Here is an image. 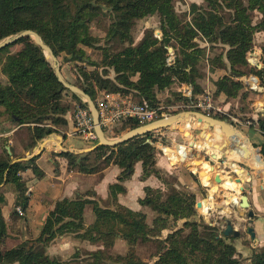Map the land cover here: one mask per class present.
<instances>
[{"label": "trees", "instance_id": "obj_1", "mask_svg": "<svg viewBox=\"0 0 264 264\" xmlns=\"http://www.w3.org/2000/svg\"><path fill=\"white\" fill-rule=\"evenodd\" d=\"M174 1L0 0V41L18 31L30 29L43 38L56 57L65 54L96 66L83 47L97 46L98 38L90 32L93 21L108 20L99 67L111 68L114 78L111 79L107 71L99 72L97 68L85 71L80 67L79 75H75V79L78 77L81 81L79 87L93 101L99 90L119 91L132 93L137 102L145 101L150 107H157V91L169 83L167 80L170 76L180 78L178 92H190V73L193 95L199 94L198 64L200 56L205 54V47L192 41L196 36L211 45H226L225 52L215 55L210 64L225 68L227 61L232 75L239 77L243 73L240 70L249 66L245 53L252 47L254 33L264 32V0H201L205 7L192 3L187 21L177 14ZM253 12L261 15L256 23L252 22ZM154 14L159 16L161 39L147 30L141 40L134 44L132 31L136 21ZM182 41L188 42L189 59L180 47ZM16 44L20 47L11 51L10 47ZM168 47L172 49L171 54ZM250 60L256 62L255 58ZM259 62L263 63L261 58ZM250 68L260 73L257 66L250 64ZM232 75L218 77L211 86V94L223 98V105L230 103V99L246 97L243 91L247 90L246 86ZM258 83L261 85L260 80ZM67 91L70 92L57 79L50 61L30 37H23L0 49V118H3L0 133L11 130L21 132L25 127L29 136V142L22 145L20 140H16L17 144L9 145V150L5 143H0V264H66V261L52 257L46 251L50 242L63 235L92 245L101 243L102 248L89 252L88 264H241L235 246L226 241L223 230L190 220L196 215L198 198L194 193L179 190L163 177L157 166L156 139L152 137V132L116 146L101 145L85 153H56L66 160L68 171L85 174L99 171L96 165L88 161L93 154L95 159L107 166H117L120 173L116 182L109 185L105 202L100 203L93 191L56 200L45 216L36 239L8 247L10 225L2 213L5 187L12 184L16 190L11 215L19 213L17 207L20 204L24 209L30 207L31 197L26 193V179L22 172L30 169L41 178L43 171L35 164L38 155L27 160L22 158L24 152L32 153L38 142L57 132V128L67 126L65 115L71 111L70 106L63 103V95ZM71 95L82 104L75 94ZM183 99L187 103L198 100L189 97ZM251 121L250 128L257 127L264 135V117ZM126 124L131 128L141 125L131 120ZM119 134L118 131L114 132V136ZM178 145L179 150L166 146L168 152L172 151V160L180 157V154L187 155L194 151L186 145ZM255 151L264 160V141L260 152ZM137 163L141 164L142 181L155 176L169 191L168 196L162 198L160 189L144 187V195L138 199V203L154 212L151 224L147 223L144 212L132 210L118 202V195L126 192L123 182L133 174ZM202 165L205 169L202 179L207 180L206 169L209 166L207 163ZM86 206L91 207L93 214L89 224H86L84 217ZM181 219L184 220L183 225L161 239L162 231L170 228V220ZM186 228L189 231L183 233ZM117 236L125 241L127 250L124 254L112 255L107 251L113 247ZM151 240L157 241L160 246L156 259L152 263L143 262L137 257L135 247L138 242ZM249 259L251 264H264V248L253 251Z\"/></svg>", "mask_w": 264, "mask_h": 264}, {"label": "rangeland", "instance_id": "obj_2", "mask_svg": "<svg viewBox=\"0 0 264 264\" xmlns=\"http://www.w3.org/2000/svg\"><path fill=\"white\" fill-rule=\"evenodd\" d=\"M243 1L246 2V0ZM192 3H197L205 7V4L201 0L174 1L175 10L182 20L187 21L190 19V5ZM260 18L261 15L258 12H253V23L258 22ZM107 25L108 20L106 19H100L99 21H97V19L94 20L91 24L90 32L93 36L98 38V42L96 44L97 46L83 47L87 57L90 59L91 62L96 63V66H92L83 61L74 60L70 56L65 54H61L59 57L55 56V61L49 56L47 58L50 61L53 69L58 66L59 73L63 79H65L67 82L74 85L75 87H78L79 89H81L79 87L81 81L78 77L75 79V75H79L80 67L82 68V70L85 71H91L95 68H97L99 72L107 71L108 76L111 79L114 78V72L111 68L99 67V63L101 62L104 53V48L102 49L101 47L105 46L104 36L106 33ZM147 30L151 31L154 37L161 39L162 34L159 28L158 15L154 14L152 16H146L136 21L132 31L134 44H137L141 40L145 31ZM192 41L198 43L202 47H205V54L203 56H200V61L198 64V72L200 78L197 80V84L201 90L200 93L193 95V87L191 88V86L190 92H187L185 94H183V92H178L179 87L177 85L181 82V80L178 76H170L169 80H167V83H169L162 90L157 91L158 106L162 107L163 111L166 113V117L188 111L202 113L201 109L197 107V104L200 102V100H203L204 98L208 97L211 99L214 105L220 106L223 109L221 113H210L209 116H217L224 118L225 122L230 123L235 128V130L239 132L241 136L245 137V134L247 135L251 133L252 130L244 134L241 132H244V129L250 128V124L252 122L251 120L253 119V121L255 122L258 118L264 117V108L262 106L261 109L257 108L258 106L262 105L261 103H259L258 99L263 98L264 93V32L254 33L252 47L249 49L246 55L249 66L247 68H244L243 70H240L243 73H240L239 77H235L234 75H232V70L230 69L229 63L227 61L225 62V68H220L217 65L210 64L211 59L215 55L225 52V50L227 49L226 45H223L221 43L211 45L206 41L201 40L199 36L194 37ZM172 43H175V41H172ZM19 47L20 45L16 44L11 46L10 50L15 51ZM113 47L114 46H112V49ZM180 47L182 48L186 57L189 59L188 56L190 54V51L188 48V42L182 41ZM167 49L171 54L172 49L170 47H168ZM252 55L258 58L255 64H253L254 61L249 60ZM260 58L261 61H263V63L261 62L262 64H260L259 62ZM250 64L257 66V69L260 73L257 74L253 69H251ZM225 74L230 76L232 75L234 79L241 81L246 86L247 90H243L246 93L245 98L230 99V103L223 105V98H220L215 94H211V86L214 80ZM191 76L192 75L190 73V80ZM258 80L261 81V85H259ZM255 82L257 84V87H253V84H255ZM70 92L67 91L64 93L63 103L70 106L73 119V114L75 113L77 108L88 106V104L79 98L82 101V104L80 105L78 101L72 97V92ZM102 92L104 91L99 90L97 92L96 98H99ZM185 97L198 99V103L194 100L187 103L183 99ZM134 100L138 101L136 98H134ZM2 120L3 118H0V131L3 129V125L1 123ZM126 121L130 120H123L121 122H118L111 128L104 129L105 137L109 140H112L134 129L128 126L126 124ZM242 125L246 127L241 128ZM171 127L175 128L171 129ZM176 128H179L181 131H178ZM204 128H206L204 127V123H198L195 117L190 116L187 118V120L184 119L178 123L176 122L168 126L167 130H165L166 128H162L161 130L151 131L152 137L156 139L154 145L157 148V160H159L160 158H164V154L162 153L163 151L161 150V148L164 146H169V141L173 142L175 145L178 143L184 145L185 141L194 138L198 144L204 143V146L206 147L204 148L200 145H196L195 143L185 144L186 146L191 147V149H193L194 151L187 155L181 156L180 154V157L185 158L189 156V159L185 158L181 162L179 160L180 157L173 158L172 162L177 166L174 171L171 170V172H167L165 171V168L160 170L163 174V177L167 179L171 184H173L174 187L178 188L181 191L196 194L198 201H202L204 203L201 208H196L195 206L196 215H194L190 220H196L200 223L204 222L210 226L214 225L218 228L219 231H222L225 228L226 222L229 221L232 223L233 228L239 232V236L233 237L229 235L225 236V239L227 242L235 246L237 251V257L241 261V264H251L249 259L251 253L253 251H261L264 248V239L262 235H260L261 233L259 232L258 224L255 222L256 216L261 218V223L263 224L262 229L264 232V214L261 215L262 213H260L259 210H256L253 206V204H258L261 208H263L264 212V182L261 178L257 177L254 174L253 169L260 170V174H264V169L261 168L254 161L246 160L245 158H240L239 156H237L236 151H233V148L229 152H224V150H222V144L226 140V137L218 127H209L206 129ZM23 129L24 130L21 132H14L13 137L11 139L14 145L17 144L16 140H20L22 145L29 142L28 132L25 127ZM117 131L120 132V134L118 136H114V132ZM17 134H19V136ZM204 135L207 137L206 140H204ZM9 136L11 137V135ZM8 139L9 138L7 136L0 137V143L3 142L9 146L11 145V143H8ZM71 141L75 148H82L81 151H84L85 149L90 147L89 145H91V147L94 146L98 142V140H96L93 143H87L79 138H74ZM263 141L264 138L263 140L258 141V143L256 144L253 143V145H251L252 148L254 146L253 149L260 152L261 143H263ZM39 143L33 149V152H36L39 149ZM216 143L220 144V148L216 149L214 147H211V145ZM64 145L67 146L66 143H64ZM251 146H249L248 152L254 155L255 157H258L261 161L264 162V160L258 155V153L255 150L251 149ZM202 154H205L203 158L201 157ZM212 154H215L217 158H212ZM51 158L55 162L50 160L47 153L43 158L37 160V165L44 171L53 174L52 169L54 168L55 163L59 164L61 162L59 159L61 157L54 153L52 154ZM218 158L222 159L223 167L220 166V163L217 160ZM88 161L90 162V164L96 165L99 170L92 173L91 175H88L86 178L87 182H91L92 184H94L95 180L97 181L102 179L103 173L100 170L107 167V165L104 164L101 160L99 161L95 159L93 154L88 157ZM164 161L166 160L164 159ZM187 163L189 164V167L187 166ZM203 163H207L208 166L210 164L215 168L214 170L209 169V167L208 169H206L208 173L207 184H205V181L200 176V172H204L205 170L202 165ZM191 167L194 170H192ZM235 168H241L245 171V173L243 174L236 172L234 170ZM215 173H219L221 175L223 179V185H217L213 181V175ZM83 174L86 175L85 173ZM44 176L45 175L43 172V176L41 178H43ZM33 177L34 178L31 179L32 181H30L27 186L32 187L33 181L41 179L34 174ZM178 177H180L184 181V183H177ZM235 178H240L241 183H237L235 181ZM45 182H50V179L45 178ZM213 186H217L218 189L216 191L213 190ZM242 186L244 188L243 190H240V187ZM162 187V198H166L169 194V191L167 187ZM41 190L43 189L38 188V191ZM242 195H246L248 198V202L250 204L248 208H242L240 206V198ZM58 199L59 198H49L47 200L45 199L44 201L46 202V206L49 207L53 202ZM15 200V187L12 184H7L5 187V202L2 206V213L4 218L10 225L7 238L8 247H16L17 245H20L22 242L27 240L33 241L39 236V230L43 224V215L31 218L32 216H36L45 210V207H42L40 205L37 206L35 210L36 212L34 214H31L20 204L17 207L19 213L14 215L16 216L15 219L11 220V218L14 217L11 215V212L14 209ZM146 209V221L148 224H151V221L155 214L150 208L146 207ZM249 210H251L253 214L251 217V222L249 220L250 218L247 216ZM84 214L86 223H91L93 220V214L91 212L90 206L85 207ZM25 218H28L29 220L26 221ZM252 220L254 221V223ZM183 221L184 220L182 219L178 221L170 220V228L162 231L161 239H163L167 235V233L172 232L181 227L183 225ZM248 228L251 229L254 233L253 239L250 236L251 233L248 232ZM188 231L189 228H186L184 229L183 233H187ZM90 245V243L75 239L73 238V236L70 235L63 237L57 236L52 242L47 245L46 251L52 257L66 261V264H88L89 252L102 248L100 242L95 245ZM158 247L160 246H158L157 241L155 240H151L145 243L138 242L135 247L136 255L143 262L152 263L156 259L155 255L157 254ZM126 250L127 246L125 241L119 236H117L113 247L110 248L107 252L112 255H116L124 254Z\"/></svg>", "mask_w": 264, "mask_h": 264}, {"label": "crops", "instance_id": "obj_3", "mask_svg": "<svg viewBox=\"0 0 264 264\" xmlns=\"http://www.w3.org/2000/svg\"><path fill=\"white\" fill-rule=\"evenodd\" d=\"M130 95L133 96V98H135L134 95H132V94H130ZM258 100H259V103H261L262 107L264 108V93H263V98H259ZM65 118L67 120V126L65 128H57V132H54V133L48 135L47 137H45L43 140L40 141L41 143L38 142L39 143V149L36 152H33V150H32V153H30L28 151L24 152V157L22 158V160L29 159L31 155H34V156L38 155V158L35 160V164L37 165V160L43 158L47 153H48V157L50 158V160L54 161L51 158L52 154H54V153L56 154L60 151L70 150L69 147L71 145L74 146L71 140L74 138H79V139H81V138L78 136L72 137V136L68 135L73 128V119H72L71 111H69L65 115ZM242 127H246V126L242 125L241 128ZM165 128H166L165 130L168 129V127H165ZM174 128L175 127H171V129H174ZM176 129L178 131H181L179 128H176ZM157 130H161V129H157ZM244 130L245 131L241 132V133L244 134V133H248V131H250V130H252V131H251V133H249L247 135L245 134V137L241 136L238 133L236 135H234L236 141L239 140V145H240L239 147H241L242 149L248 150L249 146L253 145V143H255V144L258 143V141H261L264 138V135L262 133H258L261 131L258 130L256 127L244 129ZM239 131H241V130H239ZM13 134H14V130H11L9 132L0 133V137H6L7 136L9 138L8 143L13 144V142L11 140L13 137ZM9 135H11V137ZM258 135H261V137H258ZM206 139H207V137L204 135V140H206ZM169 142H170L169 149H171V150L173 149V147H176L179 144L178 143L175 145L173 142H171V141H169ZM64 143H66L67 146H65ZM184 143L185 144H194L195 143L196 145H200V146L206 148L204 146V143L198 144L195 139L194 140L189 139V140L185 141ZM89 146L90 147H88L87 149L91 148V145H89ZM7 147H8V145H7ZM76 149L81 151L82 148L73 147V150H76ZM87 149H85V150H87ZM233 149H234L233 151H236L237 147H233ZM161 150L163 151L162 153L164 154L163 155L164 158H160L159 160H157V156H156L157 166H158L159 170L165 168V171H167V172H171V170L174 171V169L177 166H176V164H173L172 159L170 158V153H172V151L168 152L166 150V146L162 147ZM236 155L239 156L238 154H236ZM31 157H33V156H31ZM59 159L61 162L59 164L55 163V166L52 169L53 174H50L49 172L44 171L43 169L39 168V166L37 165V167L39 169H41V171L44 172L45 176L41 179H37L36 181H33L32 187L27 186V192L26 193L29 194L31 197V205L26 210H28L31 214L32 213L34 214L36 212L35 210H36L38 205L45 207L44 211H42L41 213H39L36 216H32L31 218L39 217V216L43 215L42 221H44L45 216L47 215L48 211L53 207V204H54V202H53L49 207L46 206V202L44 200L45 199L47 200L49 198H52V199H56V198L61 199L64 197L71 198V197H74L75 195H78V194H84L86 191H93L94 197L96 199H98L100 201V203L105 202L107 197H108L109 185L116 182V179L120 173V169L117 166L109 165V166L100 170L103 173L102 179L97 180V181L95 180L94 184H92L91 182L86 181L87 176L91 175L92 173L84 175L83 173H79V172H75V171H68L67 165H66V160L63 157H61ZM164 159L166 161H164ZM234 170L236 172H239V173H243V174L245 173V171L241 168H235ZM259 171L260 170H254L253 169L254 174L257 177L261 178L264 182V174L263 173L260 174ZM140 174H141V164L137 163L135 165L133 174L129 177V179H127L123 182V185L126 188V192L118 195V202L127 206L128 208H130L132 210L142 211L144 213H147L146 207H143L138 203V199L143 197V195H144V187L149 186L153 190L160 189L162 191L163 190L162 186L166 187V185L163 184L160 180H158L155 176H150L146 180L142 181L140 179ZM22 175L26 179V185L29 184L30 181H32L31 180L32 178L35 177V176L33 177V173L30 169H27L26 171L22 172ZM45 178L50 179V182H45ZM180 182L184 183V181L180 177H178L177 183H180ZM222 185H223V183H222ZM38 188H41L43 190L38 191ZM40 196H42V197H40ZM203 205H204V203H203ZM253 206L255 207L256 210H259L260 213H262L261 215L264 214L263 208H261L258 204H253ZM12 216H14V215H12ZM84 217H85V214H84ZM15 218H16V216L11 218V220H13ZM255 219H256L255 222L258 224V227H259V232L261 233L260 235H262V237L264 239V232L262 229L263 224L261 223L262 220L258 216H256ZM25 220L27 221L29 219L25 218ZM253 223H254V221H253ZM261 225H262V227H261ZM63 236H67V235H63ZM63 236H61V237H63Z\"/></svg>", "mask_w": 264, "mask_h": 264}, {"label": "water", "instance_id": "obj_4", "mask_svg": "<svg viewBox=\"0 0 264 264\" xmlns=\"http://www.w3.org/2000/svg\"><path fill=\"white\" fill-rule=\"evenodd\" d=\"M23 37H30L32 38L36 44H38L40 46V48L42 49V51L44 52L46 58L51 57L54 61H55V55L53 54L50 46L43 40V38L36 33L33 30L30 29H24L21 31H18L12 35H9L7 37H5L4 39H2L0 41V49L14 44L16 41H18L19 39L23 38ZM245 55H247V52L245 53ZM55 76L57 77V79L67 88L69 89L73 94H75L78 98H80L81 100L85 101L92 113L93 116V120H94V124H95V130L97 133V140L98 142L92 146L90 149H87L85 151H80L78 149L76 150H67L69 152H73V153H83V152H88L91 151L93 149H95L98 146L101 145H107V146H116L120 143H123L133 137L145 134V133H149L153 130H157V129H162L165 127H168L170 125H172L173 123L176 122H180L181 120L187 119L190 116H193L197 119L198 123H204V127L209 128V127H218L222 133L225 135L226 140L223 142L222 144V150H224V152H229L233 147H239V140L236 141L234 135H236L237 133L239 134V132H237V130H235V128L230 124L224 121V118L222 117H218V118H214L211 117L209 115L203 114V113H199V112H192V111H188V112H181L179 114L173 115V116H168V117H161L157 120L148 122L147 124L138 126L128 132H126L125 134L119 136L118 138L109 140L105 137L104 132L102 130V128L100 127L99 123H98V116H97V110L96 107L93 103V101L91 100V98L89 97V95H87L83 90L79 89L78 87H75L74 85L70 84L69 82H67L65 79L62 78V76L59 73V69L58 66L55 67L53 69ZM190 86L191 88L193 87L192 84V80H190ZM204 128V129H206ZM258 137H261V135H258ZM194 140V138H193ZM211 147L214 148H220V144L216 143L211 145ZM177 150H179L180 146L177 145L176 146ZM254 148V146H253ZM251 146L252 150L253 149ZM7 149L9 150V147H7ZM34 156V155H31ZM30 156V157H31ZM205 156V154H202V158ZM186 159H189V156L185 157ZM185 158L180 157V161L182 162ZM212 158H217L215 154H212ZM218 162L220 163V166L223 167V162L222 159H217ZM199 165V164H198ZM187 166L189 167V164L187 163ZM209 168L211 170H214V166L209 164ZM200 176H203V172H200ZM213 181L217 184V185H221L223 183V179L221 177V175L219 173H215L213 175ZM235 181L237 183H241L240 178H235ZM215 188H218L217 186H215ZM240 190H243V187H240ZM196 208H201L203 206V202L202 201H197L196 202ZM240 206L242 208H248L250 206L249 202H248V198L246 195H242L240 198ZM252 211L249 210L247 213V216L250 218V222H251V217H252ZM248 232L251 233L250 236L253 239L254 238V233L252 232L251 229L248 228ZM223 235L224 236H233V237H238L239 236V232L233 228L232 223L231 222H226L225 228L223 229Z\"/></svg>", "mask_w": 264, "mask_h": 264}, {"label": "built area", "instance_id": "obj_5", "mask_svg": "<svg viewBox=\"0 0 264 264\" xmlns=\"http://www.w3.org/2000/svg\"><path fill=\"white\" fill-rule=\"evenodd\" d=\"M250 58L258 59L253 55ZM256 85L255 82L253 87H257ZM94 105L97 110L98 123L103 132L104 129L111 128L123 120L129 119L144 124L154 121L159 117H166V113L161 106L150 107L145 101L137 102L130 94H124L119 91L102 92L101 96L94 101ZM197 107L206 115L221 113L223 111L220 106L214 105L208 97L200 100ZM257 108L261 109V106ZM68 135L72 137L78 136L82 141L87 143H93L97 140L98 136L89 106L77 108L73 114V128ZM73 147L71 145L69 147L70 150H73Z\"/></svg>", "mask_w": 264, "mask_h": 264}, {"label": "bare ground", "instance_id": "obj_6", "mask_svg": "<svg viewBox=\"0 0 264 264\" xmlns=\"http://www.w3.org/2000/svg\"><path fill=\"white\" fill-rule=\"evenodd\" d=\"M236 154H238L241 158L256 162L261 168L264 169V162L261 161L258 157H255L254 155L250 154L248 150L242 149L241 147H237ZM204 181L205 184H207V180ZM212 189L217 190L218 188H215L213 186Z\"/></svg>", "mask_w": 264, "mask_h": 264}]
</instances>
